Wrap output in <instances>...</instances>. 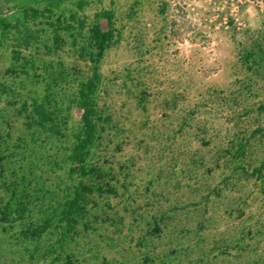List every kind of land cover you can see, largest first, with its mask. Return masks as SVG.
<instances>
[{
	"label": "rangeland",
	"instance_id": "374dc122",
	"mask_svg": "<svg viewBox=\"0 0 264 264\" xmlns=\"http://www.w3.org/2000/svg\"><path fill=\"white\" fill-rule=\"evenodd\" d=\"M85 2L80 9L77 0H62V10L50 14L42 0H0V184L24 165L22 142L15 141L27 137L41 178L29 189L27 219L43 216L40 189L50 188L60 203L71 184L70 147L82 111L75 95L67 99L89 77L91 63L82 52L87 28L69 14L88 25L98 13L114 14L117 37L102 61L98 94L112 119L93 159L110 172L115 192L88 205L90 223L78 221L54 264H264V178L234 177L233 165L215 158L224 138L217 131L230 112L214 108L199 117L216 124L206 142L194 127L179 129L183 98L195 101L211 88L232 95L233 106L241 102L247 120L264 127L256 112L264 103V0ZM98 21L111 29L106 19ZM255 44L260 49L250 70L241 55ZM14 50L32 64L28 76L14 65ZM46 64L68 72L67 125L64 136L42 135L35 145L27 122L32 99L43 93ZM7 195L0 186V213ZM23 228V221H0V264H51L42 252L53 241L44 237L31 260L34 247L20 239Z\"/></svg>",
	"mask_w": 264,
	"mask_h": 264
},
{
	"label": "trees",
	"instance_id": "16d2710c",
	"mask_svg": "<svg viewBox=\"0 0 264 264\" xmlns=\"http://www.w3.org/2000/svg\"><path fill=\"white\" fill-rule=\"evenodd\" d=\"M42 1L46 2L50 14H53L57 9L62 10L60 6L62 0ZM85 3V0H77L80 9L84 8ZM100 18L106 19L111 29H103L98 21ZM69 19L73 20L77 26H81V29L87 28L88 42L87 46L82 47V52L91 63L89 77L82 81L77 92L71 94L70 98L67 99V101L71 100L72 96L75 95L78 106L82 111L80 129L74 136L73 144L70 147L69 160L72 167L69 170L71 184L67 185L69 193L62 202L56 203L53 197L55 192L50 188L43 187L42 189L45 190L40 189L41 192H44L42 196L43 204L39 209L43 216L27 219L31 203L28 198L30 197L29 189L32 185L39 183L41 179L37 173L36 165L33 164V159L36 160V157H30V153L33 155L34 150L32 147L30 149L31 144H28L27 137H19L15 141V145L22 142L21 156L22 161H26V163L22 162L24 165L18 172L13 173V178L9 182L3 180L0 184L8 194L7 200L1 208L0 221L11 222V218L14 222L23 221L24 228L20 232V239L34 247L33 252L29 250L31 260L34 259L35 253L39 254L41 251L39 245L44 237L53 241L42 252L43 255L52 258L51 264L59 261V257L56 256L58 250L64 249L70 243V240H73L78 221L84 223L85 226L90 223L88 205L90 203L97 204V195L103 199L104 196L115 192V189L108 182L110 172L94 162L93 159L94 150L102 140L103 133L110 127L112 119L99 105L98 94L103 83L101 64L107 50L117 37L114 30V14L112 11L107 10L98 13L96 14V20L89 25L74 11L69 14ZM54 31L58 34L57 28ZM257 45L244 48L241 55L244 65H256V57L258 49H260ZM13 54L14 65L21 69V73L28 76V65L32 64H29V60L21 51L14 50ZM45 67L47 72L42 82L44 84L42 87L43 93L32 99L29 110L30 120L27 122L28 128L32 129L31 141L35 145L39 143L42 135L51 138L56 137V139L64 136V127L67 125V118L63 115L66 110L64 105L67 101L65 92H62V87L67 82L68 72L61 66L55 67L46 64ZM248 67L250 70L253 69L249 65ZM66 95L69 97L67 93ZM231 96L225 91L211 88L206 93H201L194 98L195 101H189L186 97L183 98V101H185L184 116L179 129L184 130L186 127H194L198 139L201 142H206L210 129L214 131L216 124L203 121L199 117L214 112L215 109L223 112L229 111V117L226 118L227 124H223L221 130L217 131L218 134H223L224 138H222L215 151V158L218 161H224L228 167H230L229 163L232 164V175L234 177L239 178L246 175L247 177L262 179L264 178V127L256 118H254V122L247 120L249 110H245L241 106V102H236L237 104L233 106ZM236 106L242 107L241 109L238 107L240 112L235 110L234 107ZM68 109H71V104ZM256 112L258 116L264 115V103L257 107ZM193 121H196L195 125H193ZM208 123L210 124L208 125ZM202 158L204 159V156ZM47 163L63 167L57 160H49ZM47 198L50 201L47 202L45 200ZM155 228L156 231L160 230L158 223H156ZM68 261H71V259L69 258Z\"/></svg>",
	"mask_w": 264,
	"mask_h": 264
}]
</instances>
